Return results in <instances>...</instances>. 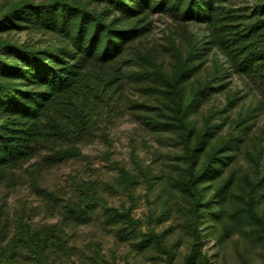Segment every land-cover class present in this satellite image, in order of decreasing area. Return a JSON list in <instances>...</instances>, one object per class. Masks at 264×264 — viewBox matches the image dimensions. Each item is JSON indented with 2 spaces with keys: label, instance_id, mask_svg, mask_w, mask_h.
<instances>
[{
  "label": "trees",
  "instance_id": "16d2710c",
  "mask_svg": "<svg viewBox=\"0 0 264 264\" xmlns=\"http://www.w3.org/2000/svg\"><path fill=\"white\" fill-rule=\"evenodd\" d=\"M5 1L0 8V174L41 151L50 166L85 157L79 144L93 140L121 106L125 67L133 53L138 77L157 81L167 100L161 117L153 118L154 127L181 146L175 186L183 200L178 205L181 233L188 238L181 264H211L201 249L207 234L202 227L210 220L221 225L224 236L228 220L236 219L264 244V214L258 205L264 175L247 176L244 203L228 206L235 185L233 163L251 130L250 114H228L240 100L230 79L237 75L257 83L264 105V0L244 6H237V0ZM155 14L181 24L178 39L170 40L173 62L167 71L154 53L138 46ZM23 31L46 38L21 42L10 36ZM221 94L224 106L204 108ZM214 116L221 120L213 121ZM132 160L133 168L119 167L115 184H107L110 191L117 187L130 195L142 183L148 193L154 188L153 169ZM35 186L56 220L12 218L0 207V264H65L75 250L69 229L89 224L97 211L119 239L134 240L141 250L154 247L167 264H174L170 228L156 229L170 214L167 201L160 214H148L143 230L145 222L129 208L108 204L106 188L96 179H73L63 197Z\"/></svg>",
  "mask_w": 264,
  "mask_h": 264
},
{
  "label": "rangeland",
  "instance_id": "374dc122",
  "mask_svg": "<svg viewBox=\"0 0 264 264\" xmlns=\"http://www.w3.org/2000/svg\"><path fill=\"white\" fill-rule=\"evenodd\" d=\"M254 1L237 0L236 3L237 6H244L252 5ZM6 4L7 1L0 0V8ZM151 23V31L138 42V46L154 53L158 64L167 71L173 62L169 51L170 40L178 39L181 24L160 14L152 15ZM190 28L201 32L205 29L204 26L192 25ZM10 36L21 42L46 38L41 33L27 31L13 32ZM129 54L134 59L125 67L121 106L111 119L100 125L93 140L79 144L85 157L50 166L42 161L45 151H41L38 156L11 173L0 174V207L12 218L24 215L35 222H52L56 217L44 203L35 184L63 197L70 192L73 179H96L106 188L104 194L108 204L129 208L134 216L143 219L145 230L148 214H160L161 204L167 201L171 205L170 214L164 215L163 220L156 224V229L170 228L167 241L176 253L173 262L181 264L188 250V238L181 233L178 209L179 202L183 200L175 186L182 165L178 159L181 146L168 133L154 127L153 118L159 119L162 111L167 109L163 88L155 80L138 77L136 72L140 67L135 62L137 57L133 53ZM230 87L240 100L235 109L228 110L229 116L235 117L239 110L251 115L248 119L251 124L250 134L245 137L233 163L235 185L232 203L228 205L233 208L244 203L243 197L248 190L247 176L255 178L258 174L264 175V105L260 102L259 85L248 78L234 75L230 79ZM224 104L225 95L221 94L204 108H221ZM215 116L213 121L221 120ZM198 118L201 119L200 116ZM134 157L155 172L157 178L154 179V188L148 193L146 184L142 183L130 195L117 187L110 191L107 184H115L120 166L133 168ZM163 186L165 189L161 190ZM258 205L264 214V187L260 190ZM228 225V232L222 236L221 225L211 220L204 223L202 229L207 234L201 249L208 256L209 262L261 264L264 244L238 220L230 218ZM69 233L75 250L70 258L64 259L65 264H167L165 255L156 248L141 250L136 247L134 240L119 239L114 229L104 223L98 211L89 224L71 228Z\"/></svg>",
  "mask_w": 264,
  "mask_h": 264
}]
</instances>
